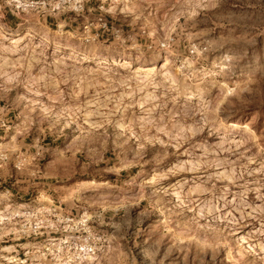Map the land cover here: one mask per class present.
I'll list each match as a JSON object with an SVG mask.
<instances>
[{
  "label": "rangeland",
  "instance_id": "obj_1",
  "mask_svg": "<svg viewBox=\"0 0 264 264\" xmlns=\"http://www.w3.org/2000/svg\"><path fill=\"white\" fill-rule=\"evenodd\" d=\"M85 5L0 22V264H264V0Z\"/></svg>",
  "mask_w": 264,
  "mask_h": 264
},
{
  "label": "built area",
  "instance_id": "obj_2",
  "mask_svg": "<svg viewBox=\"0 0 264 264\" xmlns=\"http://www.w3.org/2000/svg\"><path fill=\"white\" fill-rule=\"evenodd\" d=\"M85 1L86 0H0V22H2L3 19H7L9 14H14L18 19L23 20L21 15L32 8H35L37 12L47 9L51 12L62 11L67 13L71 11L79 15L86 8ZM66 15L68 16V14ZM70 19L76 20V17L74 16V18ZM98 21V27L95 26L94 23H87L84 25L82 38L86 43L100 41L104 36H123L121 33L123 29L114 22L103 16H100ZM19 24L21 25L23 22ZM21 216L25 218L21 227L26 233L36 234V236H38L46 232H53L55 228H58V222L55 219L52 207L42 206L34 208L29 205L24 207ZM48 228L50 229L47 230Z\"/></svg>",
  "mask_w": 264,
  "mask_h": 264
},
{
  "label": "crops",
  "instance_id": "obj_3",
  "mask_svg": "<svg viewBox=\"0 0 264 264\" xmlns=\"http://www.w3.org/2000/svg\"><path fill=\"white\" fill-rule=\"evenodd\" d=\"M12 15V14H11ZM11 15H9L8 16V18L9 17H11ZM56 15H58V14H56ZM63 15V14H62ZM13 16V15H12ZM47 17V16H46ZM58 18L59 19H61V21H67V16L65 17L64 16V18H61V14L59 13V16H58ZM58 18L56 19H54L55 21H58ZM15 19H18L17 17L15 18ZM41 19H42V17H41ZM44 19H46V21H47V19H48V17L47 18H45V16H43V20ZM13 20H10V22H12ZM69 22L70 23H68V22H66L65 23V25H69V24H73L74 22L72 21V19H70L69 20ZM51 23V22H50ZM27 176H29V175H27ZM6 178V177H5ZM5 178H3L2 180H0V183H2L3 181H5L6 179ZM27 181H28V187H25L26 188V190H27V192H28V190L30 189V188H35L38 184H40V182H37L33 177H29V178H27L26 179ZM32 190H34V189H32ZM20 192L19 191H16V194H19Z\"/></svg>",
  "mask_w": 264,
  "mask_h": 264
},
{
  "label": "bare ground",
  "instance_id": "obj_4",
  "mask_svg": "<svg viewBox=\"0 0 264 264\" xmlns=\"http://www.w3.org/2000/svg\"><path fill=\"white\" fill-rule=\"evenodd\" d=\"M29 32H26V34H28ZM99 57H102V56H99ZM147 67V68H146ZM156 69V66L154 65H148V66H145L144 67V70L145 71H152V70H155Z\"/></svg>",
  "mask_w": 264,
  "mask_h": 264
}]
</instances>
